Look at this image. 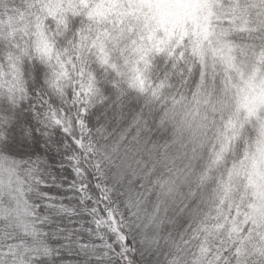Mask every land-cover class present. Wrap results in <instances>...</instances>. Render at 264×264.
I'll return each instance as SVG.
<instances>
[{
	"label": "snow or ice",
	"instance_id": "obj_1",
	"mask_svg": "<svg viewBox=\"0 0 264 264\" xmlns=\"http://www.w3.org/2000/svg\"><path fill=\"white\" fill-rule=\"evenodd\" d=\"M193 6L0 0V264H264V0Z\"/></svg>",
	"mask_w": 264,
	"mask_h": 264
},
{
	"label": "trees",
	"instance_id": "obj_2",
	"mask_svg": "<svg viewBox=\"0 0 264 264\" xmlns=\"http://www.w3.org/2000/svg\"><path fill=\"white\" fill-rule=\"evenodd\" d=\"M183 2H184V0H160V3H162V4H175V5H177V7H174V8H176L179 11H182V12H178L177 14H175L174 17L169 18L170 21L176 22V23L183 21L187 17H191L196 12V8L195 9L192 8V3H190L188 10L185 12L183 10ZM194 2H197V0H194ZM174 8L164 9L162 11V17L166 20V18H168V15L171 13V11Z\"/></svg>",
	"mask_w": 264,
	"mask_h": 264
},
{
	"label": "rangeland",
	"instance_id": "obj_3",
	"mask_svg": "<svg viewBox=\"0 0 264 264\" xmlns=\"http://www.w3.org/2000/svg\"><path fill=\"white\" fill-rule=\"evenodd\" d=\"M190 3H192V8L195 9V7H193V5L199 3V0H197V2H194V0H184L183 2V10L186 12L188 10V7L190 5ZM178 12H182V11H179L177 10L176 8H174L171 13L168 15V18H166V20H170L169 18H172L174 17L175 14H177Z\"/></svg>",
	"mask_w": 264,
	"mask_h": 264
}]
</instances>
